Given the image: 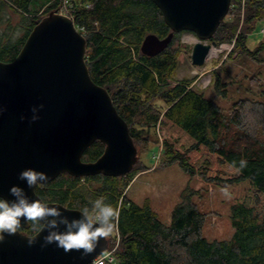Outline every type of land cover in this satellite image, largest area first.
<instances>
[{
    "label": "trees",
    "instance_id": "obj_1",
    "mask_svg": "<svg viewBox=\"0 0 264 264\" xmlns=\"http://www.w3.org/2000/svg\"><path fill=\"white\" fill-rule=\"evenodd\" d=\"M66 2V15L86 39L84 59L90 77L108 90L128 124L138 157L124 175L75 177L63 172L38 184L36 194L43 201L79 210H91V202L104 197L118 209L113 251L117 264H264V143L259 138L264 132V101L240 98L224 112L190 80L175 78L181 32L174 33L159 53L143 54L140 45L146 34L163 38L171 31L151 0ZM62 4L63 0H0V60L12 61L34 25L50 11L58 12ZM228 14L231 19L220 21L211 40L233 42V51L256 58L264 44L250 49L247 37L264 19V0H230ZM230 84L215 74L218 96L226 97ZM156 127L162 136L164 165L177 163L235 200L231 216L235 230L229 239L208 241L203 236L205 215L192 200L198 190L183 191L168 224L158 219L148 202L139 205L127 197L128 185L141 170L139 147L148 143ZM104 146L95 140L82 160L94 161ZM241 160L246 161L243 167ZM20 230L34 234L31 222ZM107 240L108 249L113 248L115 237Z\"/></svg>",
    "mask_w": 264,
    "mask_h": 264
},
{
    "label": "water",
    "instance_id": "obj_2",
    "mask_svg": "<svg viewBox=\"0 0 264 264\" xmlns=\"http://www.w3.org/2000/svg\"><path fill=\"white\" fill-rule=\"evenodd\" d=\"M151 1L171 31L163 38L146 34L141 52L155 55L174 33L191 31L198 38L191 48V63L202 65L215 45L211 38L227 15L230 0ZM85 50L86 39L71 17L50 11L34 25L12 61L0 60V107L6 109L0 114V196L12 199L8 188L18 184L30 199L43 201L35 188L27 189L18 179L24 168L46 172L49 182L63 172L75 177L120 176L137 161L128 124L108 90L91 79ZM40 104L44 105L40 118L30 122L31 107ZM95 140L104 143L102 154L83 161L84 150ZM47 203L65 209L69 217L80 214L79 209ZM26 226L22 219L21 228ZM20 229L0 243V264H90L108 246L107 238H101L95 250L81 258L79 252L65 253L54 244L41 248L45 232L28 235ZM29 238L35 239L31 246Z\"/></svg>",
    "mask_w": 264,
    "mask_h": 264
},
{
    "label": "rangeland",
    "instance_id": "obj_3",
    "mask_svg": "<svg viewBox=\"0 0 264 264\" xmlns=\"http://www.w3.org/2000/svg\"><path fill=\"white\" fill-rule=\"evenodd\" d=\"M68 3L63 0L58 12L67 14ZM240 13L242 14V11ZM231 16L227 13L224 18L230 20ZM197 40V36L191 31H182L179 34L181 51L175 78L190 80L195 89L202 91L205 97L213 99L224 112L229 111L233 103L240 98L264 101V47L259 50L256 58H252L239 51H233V42L215 43L205 62L197 66L192 64L190 59L192 45ZM261 43L264 44V19L256 23L255 29L247 37V46L250 49ZM215 74L219 75L221 81L231 83L227 87L226 97L218 96L214 90ZM148 138V143L139 147L138 164L141 170L128 185L127 197L139 205L148 202L158 219L168 224L172 209L182 200L183 191L186 188L198 190L192 200L205 215L203 236L208 241L229 239L235 230L231 222L235 200L220 187L204 182L198 176H190L177 163L164 165L162 136L158 127L151 130ZM259 138L264 143V132H260ZM111 235L115 237L116 247V230Z\"/></svg>",
    "mask_w": 264,
    "mask_h": 264
},
{
    "label": "clouds",
    "instance_id": "obj_4",
    "mask_svg": "<svg viewBox=\"0 0 264 264\" xmlns=\"http://www.w3.org/2000/svg\"><path fill=\"white\" fill-rule=\"evenodd\" d=\"M43 107V104L31 107L30 122L40 118L38 113ZM5 110L0 107V114ZM20 119L24 120L25 116L21 115ZM245 164L246 161L241 160V167ZM18 179L25 183L27 189H34L36 185L46 183L48 175L29 167L19 172ZM8 193L12 199L0 196V243L6 236L18 232L23 219L24 223L31 222L34 233L45 232L41 248L54 244L65 253L74 250L84 258L95 250L101 238L106 239L114 231L118 209L105 203L104 197L92 201L91 210L85 207L80 210L79 216L69 217L61 207L30 199L25 188L18 184L11 185ZM27 243L31 246L35 239L29 238Z\"/></svg>",
    "mask_w": 264,
    "mask_h": 264
},
{
    "label": "built area",
    "instance_id": "obj_5",
    "mask_svg": "<svg viewBox=\"0 0 264 264\" xmlns=\"http://www.w3.org/2000/svg\"><path fill=\"white\" fill-rule=\"evenodd\" d=\"M61 13V12H60ZM113 248L108 249V247L97 257H95L90 264H109L114 261Z\"/></svg>",
    "mask_w": 264,
    "mask_h": 264
},
{
    "label": "flooded vegetation",
    "instance_id": "obj_6",
    "mask_svg": "<svg viewBox=\"0 0 264 264\" xmlns=\"http://www.w3.org/2000/svg\"><path fill=\"white\" fill-rule=\"evenodd\" d=\"M29 235V234H28Z\"/></svg>",
    "mask_w": 264,
    "mask_h": 264
}]
</instances>
